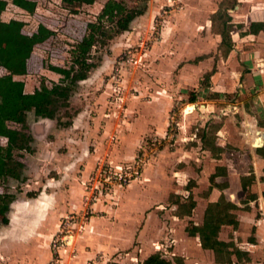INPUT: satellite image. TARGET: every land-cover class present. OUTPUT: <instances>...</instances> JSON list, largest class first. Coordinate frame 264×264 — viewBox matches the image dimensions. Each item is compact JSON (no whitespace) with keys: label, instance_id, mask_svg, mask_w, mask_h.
Returning a JSON list of instances; mask_svg holds the SVG:
<instances>
[{"label":"rangeland","instance_id":"374dc122","mask_svg":"<svg viewBox=\"0 0 264 264\" xmlns=\"http://www.w3.org/2000/svg\"><path fill=\"white\" fill-rule=\"evenodd\" d=\"M33 1L36 6L32 13L15 5L12 0H7L3 11L5 19H16L23 23L21 31L25 34L36 31L39 24L53 31L50 37L34 47L26 60L27 73L21 76V80L32 82L34 87H40L43 83L47 87L57 85L59 88L54 117L43 124L47 129L45 135L34 138L28 131L31 123L43 118L37 117L32 110L26 112L23 123H11L29 135L30 139L24 143L27 149L9 150L12 158L23 162V167L17 169L19 177L8 176L0 182V193L14 196L6 212L9 222L2 223L0 217V264H70L71 259H75V244L81 239L93 210L89 202L97 201L102 196V199L114 201L112 204L115 205L113 189L126 187L133 178L141 179L146 169H151L155 174L159 171L161 175H173L169 183L175 191L184 192L185 187L193 185L192 181L182 184V176L173 172L180 168V164L172 151L175 150L179 132L183 135L184 144L200 133L202 126L199 127L198 121L203 120L204 127L211 125L214 118L201 117V111L206 103L204 98L212 94L204 93L196 86V93H202L203 99L191 102V93H195L191 90V83L178 86L173 79H177L180 67H191L205 60L206 64L198 72L191 69L183 76L191 80L200 79L201 86L207 85L209 70H204L209 69L214 61V66L221 62L220 58L217 62L214 58L217 46L214 31H210L211 35L205 32L206 25L210 23L211 11L227 9L234 24L239 25L243 21L246 25L251 17L264 19V0H118L129 10H143V14L131 21L128 30L121 32L116 30L114 21L103 20L102 30L97 32L86 55L88 63L94 65L89 69L74 61L72 49L87 33V23L96 20L100 7L97 8V3L101 5L106 0H95L96 4L91 7L65 4L59 0ZM152 2L153 9L150 8ZM237 31L240 30L234 28V33L239 34ZM242 41L245 44L241 45H248V48L254 46L251 47L253 51L264 45L263 35H254ZM156 43L160 46L159 49L155 48L157 50L153 54L151 51ZM248 62L240 67L242 83H246L249 73L247 67L253 66L251 60ZM49 65L70 69L71 73H85L86 77L71 83L69 78H64L60 73L51 74ZM4 71L0 69V74ZM223 77L227 80L231 78L228 72ZM252 81L251 85L244 88L246 96L234 92L225 94V97H215L217 123H223L227 117L222 113L228 108L227 103L236 105L227 113L230 111L228 115L236 116L237 119L240 118L237 104L241 101H247V107L257 114L259 86L254 75ZM162 97L173 99L170 109L165 112L166 133L158 136L152 124L156 122L155 119L149 118L147 125L146 122L143 127L141 125L152 103L159 105ZM188 105L193 110L186 113ZM82 110L85 111V117L73 128L75 134L63 132L57 147L49 144L54 135L67 128L77 112ZM258 121L264 127L263 121ZM82 122L90 126L89 132L83 128ZM0 143H4L1 138ZM67 143H73L74 146ZM68 147L70 153H66ZM65 156L68 159L61 161ZM156 163L159 168H153ZM119 175L123 178H118ZM72 180L78 181L85 190L79 209L74 208L59 215L55 225L50 222V212H34V206L42 204L38 199L41 193L49 194L59 187L62 190L69 189ZM170 193L169 203L178 201L175 198L180 196L175 194L178 192ZM44 199L47 200L48 196H44ZM169 203L165 201L154 208V218L150 216L139 239L133 242L134 252L130 258L121 262L110 260L107 264H141L143 257L154 252L172 260L175 255L181 256L182 264H217L213 262V252L199 249L196 242L184 232L185 226L193 223V220L174 218L173 214L177 210ZM14 208L18 217L16 228L11 225ZM44 214L45 218L41 222L34 223ZM66 231L73 233L69 244L61 240ZM246 232L244 230L243 234H238L239 242L243 240L242 235L249 237ZM224 234H227L226 230ZM55 241L60 244L56 250L53 246ZM46 252L49 253L47 256ZM116 254L121 256L122 252ZM40 255L46 256L43 262L38 260ZM64 258L69 260L62 261ZM118 259L121 260V257ZM232 259L235 264H258L260 261L264 264V260L257 257H253L250 262L234 256Z\"/></svg>","mask_w":264,"mask_h":264},{"label":"crops","instance_id":"0c3cea01","mask_svg":"<svg viewBox=\"0 0 264 264\" xmlns=\"http://www.w3.org/2000/svg\"><path fill=\"white\" fill-rule=\"evenodd\" d=\"M59 2H62V0H59ZM95 4L96 2L94 1L92 4L83 5L91 7ZM98 6L100 7L98 8ZM102 6L103 4L100 5V3H97L98 13ZM153 6L154 4L152 2L150 8L153 9ZM3 11L1 12V19L8 21L9 19L3 17ZM215 11L216 9L211 11L212 14ZM240 22L243 23V21ZM246 22V25L240 23V26L233 24L231 30L232 40L228 42L231 49L226 56L221 54V50L219 49L221 42L220 34L213 33L214 40L217 43L214 58H216V62L221 59V62H217V65L214 66V61L209 69L204 70V72H208L209 70L210 73L207 85L201 86L200 79L191 80L190 77L183 76L189 70L191 72V69L194 72H198L197 70L203 67L205 60H200L192 64L191 67L186 65L180 67L178 69L177 79L176 77L173 79L178 86L191 83V90L195 92L192 94L196 96V99H203L202 93H196L197 87L204 93L209 92L212 94L210 96L206 94L207 97L204 98L206 103H204V109L201 111V117L205 119L210 117L214 118L211 125L209 124L207 127H204L202 125L203 120L198 121L199 127L202 126L200 127V133L195 135V138L191 137L189 139L191 141L185 142L184 144L182 143L185 141H182L183 135L179 132V137L175 140V150L172 151V154H176L178 163L180 164V168H176L177 170L173 172L182 176V179L180 178L182 184H188L192 181L193 185L185 187L183 189L184 192L179 190L175 191L171 189V183H169L174 178L173 175L171 177L169 175H161L159 171L155 174L150 171L151 169H146L142 173L141 179L133 178L126 187L121 189L115 187L113 189L112 197L116 200L115 205L112 204L114 201H109L107 198L102 199V196L97 201L89 202L88 204L93 210L84 226L81 239L75 244V259H71L69 256L72 260L70 264H107L110 260L121 262L128 257L130 258L132 256L131 253L134 252L133 242L139 239L151 218L150 216H152V219L154 218V208L162 205V202L168 201L169 203L171 191L173 193L178 192L175 194L180 196H176L175 198L179 202H184L189 194L192 195L195 206L191 211V215L179 216L175 212L173 217L179 220L186 218L192 219L196 225L202 223L204 211L208 203L217 201L221 195L226 200L236 204L238 208L233 211L236 214L238 224L236 226L223 224L218 232V238L224 241H232L241 251V258L245 261L250 262L253 257L264 260V127L258 121L261 119L264 125V45L262 46L261 44V47L257 51H253L254 48L251 47L254 46L252 45L250 48H248V45H241V43L245 44V41L242 40H247L251 36L257 35L261 37L263 35L264 37V29H259L254 33L249 31V24L251 22H264V19L251 17ZM205 28V32L209 34L210 31H213L211 20ZM234 28L240 30L237 31L239 34L234 33ZM159 46L158 43L156 45L154 44L151 52L154 54L159 49ZM248 60H251L253 66L247 67L246 70L249 73L246 75V83H242L240 82V76H242L240 67L242 68L245 64H248ZM54 72L52 71L51 74ZM227 72L231 77L228 80L226 77H223L226 76ZM253 75L256 78V84L259 86V92L257 94L259 111L257 114L247 107V101H241L237 104L238 114L240 115V118L237 119L236 116L228 115L230 111L227 113L231 107H235L236 105L227 103L226 107L228 108L222 111L227 117L224 118L223 123H217L218 113L214 112L216 110L215 101L217 99L215 97H225V94H234V92L237 95L246 96L244 88L246 85H251ZM21 76L17 75L15 78L21 79ZM49 76L52 75L49 74ZM36 88H39V86L34 87L32 82H25V92H32ZM167 93L171 95L169 92ZM172 99L162 97L159 105L152 103L151 108H149L150 112L148 111L149 114L144 117V122L142 121L141 127H143L145 122L147 125L149 118H153L156 120L155 123H152L156 129L155 134L164 136L167 130L166 113L170 109ZM192 110L193 108H190L188 105L185 112L189 113ZM84 117V110L77 112V115L73 117L69 126L63 130H59L57 135H54V139L47 142L57 147L62 133L66 132V134H70L69 132H73L75 134L73 128ZM48 120L49 118H41L34 121L30 124L28 131H30L34 138L45 135L44 133L47 129L43 124ZM82 126H84L83 128L86 131H90L89 125L86 126L82 122ZM202 128L206 129L208 136L214 137L213 143L219 147L218 149L212 148L210 142L206 143V145L203 143L200 138ZM236 135L239 137H236ZM0 138L2 142L6 143L5 137L0 136ZM257 138H260V143L256 141ZM178 141L179 144H177ZM4 143H0V145ZM67 144L72 147L74 146L73 143ZM67 144L66 146H68ZM70 152L69 149L66 153ZM66 156L64 159H60L61 157L59 159L66 161L68 159ZM157 165L158 163L153 165V168H159V165ZM70 183L72 186L69 189L62 190L59 187L58 190L53 189L52 193H41L40 197L37 198L42 204L37 203L34 206V212H40L41 214L50 212V222L55 225L59 215L71 211L74 208L79 209L83 204L82 197L85 194V190L78 181L72 180ZM243 184L245 185L244 189ZM44 196H48V199L45 200ZM103 200H108V202H104ZM171 205L175 206L174 209L177 210L176 203L172 202ZM17 218V212L14 208L11 212L12 227L17 225ZM39 218L34 223L38 224L41 222L45 218V214ZM140 224L141 226L138 228ZM54 225L50 227L53 228ZM185 228L184 232L188 238H192L196 242L195 245L199 249L212 252L209 249L202 248L198 237L190 236ZM225 230L227 234H224ZM244 230H247L246 233L249 234V237L242 235L241 238L243 240L239 242L238 234H243ZM14 232L17 233L18 231ZM116 252H122V255L117 256V254L115 255ZM45 254L47 256L49 253L46 252ZM41 255L38 259L39 262H43L46 258V256L44 258ZM119 257H121V260L118 259ZM146 257H143L142 261ZM68 260V258L62 259V261L66 262ZM213 262H215L214 257ZM261 263L260 261L258 264Z\"/></svg>","mask_w":264,"mask_h":264},{"label":"trees","instance_id":"16d2710c","mask_svg":"<svg viewBox=\"0 0 264 264\" xmlns=\"http://www.w3.org/2000/svg\"><path fill=\"white\" fill-rule=\"evenodd\" d=\"M95 0H62L65 4H92ZM12 3L32 13L36 2L33 0H12ZM7 0H0V68L4 73L0 74V136L6 138V145H0V182L10 176L19 177L18 168L23 167V162L12 158L10 149L28 148L24 143L30 139L29 135L20 129L13 127L11 123H23L26 112L32 110L37 117L53 118L54 104L57 101L56 92L58 86L47 87L41 84L39 88L32 92H25V82L15 78L17 75L27 73L26 60L29 58L34 46L43 42L53 34V31L43 24H39L36 31L25 34L21 31L22 22L16 19L4 21L1 19V12L5 9ZM143 10H129L126 5L118 0H106L98 13L95 21L87 23V33L76 43L72 49L74 61L80 63L83 68L89 69L94 66L88 63L86 55L95 40L97 32L103 27V20L114 21L116 30L121 32L129 29L130 23ZM212 29L220 34L222 54L227 55L232 40L231 30L233 22L227 9H218L210 17ZM241 24H239L240 26ZM259 29H264V22H251L249 31L254 33ZM103 32V31H101ZM200 59V58H199ZM50 70L69 78L70 82L77 79H84L85 73H71L70 69L49 65ZM210 75V73L208 74ZM196 100V96L191 93L190 101ZM215 127V125H213ZM200 138L203 143L211 144L212 148L218 149L214 145L213 136H208L206 129H201ZM245 185L243 184V189ZM13 194L0 193V217L1 222L6 224L9 219L6 215L8 203L13 199ZM177 204V215H191L195 206V201L191 194L184 202L173 201ZM237 205L224 198L223 195L217 201L209 202L204 211L203 221L200 225L190 223L185 230L190 236H197L200 246L213 252L214 261L218 264H235L232 259L234 255L241 258V251L232 241H224L218 238V232L223 224L236 226L238 221L233 210ZM181 256L175 255L172 259L165 258L161 253L154 252L148 255L141 264H182Z\"/></svg>","mask_w":264,"mask_h":264},{"label":"built area","instance_id":"2783aa9c","mask_svg":"<svg viewBox=\"0 0 264 264\" xmlns=\"http://www.w3.org/2000/svg\"><path fill=\"white\" fill-rule=\"evenodd\" d=\"M135 177V176H134ZM118 178H120V179H122L123 177H122V175H119V177ZM125 179V178H124ZM73 238V233H71L70 231H66V233H64L62 236H61V240H64V242L66 243V244H69L70 243V241H71V239ZM60 244H58V241H55L54 242V250H56V249H59V246Z\"/></svg>","mask_w":264,"mask_h":264},{"label":"water","instance_id":"95a60500","mask_svg":"<svg viewBox=\"0 0 264 264\" xmlns=\"http://www.w3.org/2000/svg\"><path fill=\"white\" fill-rule=\"evenodd\" d=\"M256 141H257L258 143H260V142H259V141H260V138H257Z\"/></svg>","mask_w":264,"mask_h":264}]
</instances>
